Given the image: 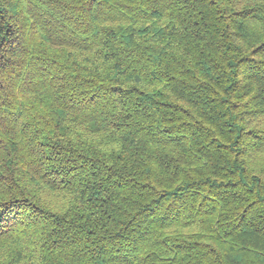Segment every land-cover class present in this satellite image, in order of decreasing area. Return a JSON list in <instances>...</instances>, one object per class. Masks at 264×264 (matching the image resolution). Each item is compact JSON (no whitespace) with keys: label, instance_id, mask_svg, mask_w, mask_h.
<instances>
[{"label":"trees","instance_id":"1","mask_svg":"<svg viewBox=\"0 0 264 264\" xmlns=\"http://www.w3.org/2000/svg\"><path fill=\"white\" fill-rule=\"evenodd\" d=\"M0 264H264V0H0Z\"/></svg>","mask_w":264,"mask_h":264}]
</instances>
